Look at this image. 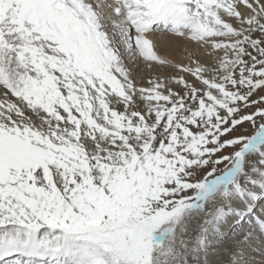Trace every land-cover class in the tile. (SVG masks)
Here are the masks:
<instances>
[{
	"label": "snow or ice",
	"instance_id": "obj_1",
	"mask_svg": "<svg viewBox=\"0 0 264 264\" xmlns=\"http://www.w3.org/2000/svg\"><path fill=\"white\" fill-rule=\"evenodd\" d=\"M0 264H264V0H0Z\"/></svg>",
	"mask_w": 264,
	"mask_h": 264
},
{
	"label": "bare ground",
	"instance_id": "obj_2",
	"mask_svg": "<svg viewBox=\"0 0 264 264\" xmlns=\"http://www.w3.org/2000/svg\"><path fill=\"white\" fill-rule=\"evenodd\" d=\"M164 39H167V38H164ZM188 47L191 48L190 45ZM192 51H195V49H192ZM161 54L166 56L169 60H177V61H185V62H187L186 61L187 52L185 50V45L180 43L177 40H173L172 41V46L171 47H162ZM197 55H200V53H197ZM142 68L144 69V71H143L144 73L149 74L148 70L145 68V66H143ZM154 71L158 72V73L162 72V73H165V74H170L172 70L171 69L167 70L165 68H156ZM139 74H141V73H139ZM257 210L258 211L260 210L259 206H258ZM245 227H247V225H245ZM227 232H228V237L225 240V246L230 244L234 239H239L238 235H234L233 229H227ZM256 252H258V251H256ZM255 254H256L255 251L251 252V257L257 259L260 255H255ZM215 258L216 257L214 256L213 259H215Z\"/></svg>",
	"mask_w": 264,
	"mask_h": 264
},
{
	"label": "rangeland",
	"instance_id": "obj_3",
	"mask_svg": "<svg viewBox=\"0 0 264 264\" xmlns=\"http://www.w3.org/2000/svg\"><path fill=\"white\" fill-rule=\"evenodd\" d=\"M142 65H143V64H140L139 67L136 68V72H137L138 74L141 73V74H143V75H145V76L149 75V74L143 72L144 69H143L142 67H143L144 65H143V66H142ZM140 67H141L143 70H142ZM165 69L169 70V68H165ZM138 70H139V71H138ZM141 70H142V71H141ZM245 128L247 129L248 134H250L251 131H252L251 128H249L248 125H245ZM255 253H256L255 255H260L259 252H256V251H255ZM259 259H260V256H259L256 260H259Z\"/></svg>",
	"mask_w": 264,
	"mask_h": 264
}]
</instances>
